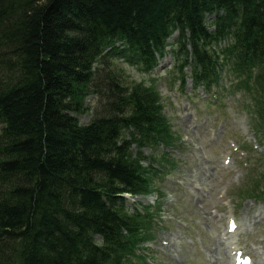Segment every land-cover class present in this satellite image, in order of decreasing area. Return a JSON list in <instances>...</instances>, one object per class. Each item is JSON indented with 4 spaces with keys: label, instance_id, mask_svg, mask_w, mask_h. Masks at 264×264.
Segmentation results:
<instances>
[{
    "label": "trees",
    "instance_id": "1",
    "mask_svg": "<svg viewBox=\"0 0 264 264\" xmlns=\"http://www.w3.org/2000/svg\"><path fill=\"white\" fill-rule=\"evenodd\" d=\"M169 54L194 89L252 72L264 137V0H0V264L138 257L148 210L125 196L152 192L143 151L173 137L149 87L106 70L94 90L104 63L150 73ZM93 92L101 114L81 125Z\"/></svg>",
    "mask_w": 264,
    "mask_h": 264
},
{
    "label": "rangeland",
    "instance_id": "2",
    "mask_svg": "<svg viewBox=\"0 0 264 264\" xmlns=\"http://www.w3.org/2000/svg\"><path fill=\"white\" fill-rule=\"evenodd\" d=\"M176 63L169 54L143 73L114 61L96 78L95 92L104 93L106 70L153 90L173 137L170 147L143 151L157 173L152 192L127 196L128 206L148 210L150 227L132 264H236L235 254L239 264H264V137L253 111L255 75L239 77L225 65L207 91L193 88L187 68L182 86ZM95 92L74 114L81 125L101 114Z\"/></svg>",
    "mask_w": 264,
    "mask_h": 264
},
{
    "label": "bare ground",
    "instance_id": "3",
    "mask_svg": "<svg viewBox=\"0 0 264 264\" xmlns=\"http://www.w3.org/2000/svg\"><path fill=\"white\" fill-rule=\"evenodd\" d=\"M230 223V222H229ZM228 229H230V225H228V227H227ZM233 229V228H232ZM259 244L261 245V246H263L264 244L263 243H261V242H259ZM237 257V255L235 254V263L236 264H239V262H237V260H239V258H236ZM242 264H245V261L242 263Z\"/></svg>",
    "mask_w": 264,
    "mask_h": 264
}]
</instances>
